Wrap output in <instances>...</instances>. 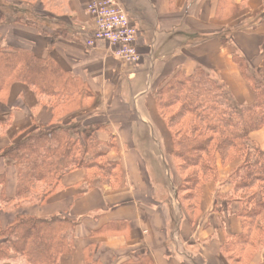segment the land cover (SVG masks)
<instances>
[{"label": "crops", "instance_id": "1", "mask_svg": "<svg viewBox=\"0 0 264 264\" xmlns=\"http://www.w3.org/2000/svg\"><path fill=\"white\" fill-rule=\"evenodd\" d=\"M92 1L0 0L1 46L54 61L81 85L76 93L83 103L57 120L27 84L16 81L0 96V191L9 199L0 202V232L21 216L78 222L65 236L71 252L55 264H264V244L231 246L244 232L227 181L240 163L223 168L219 161L216 179L186 199L181 176L173 175L175 182L167 169L156 173L146 159L153 138L167 153L171 139L155 104L142 103L174 77L202 69L224 83L233 102L252 106L256 96L236 58L264 81V0H118L138 30L136 66L117 60L107 43L88 46ZM73 122L98 128L99 141L116 143L107 157L120 174L91 188L78 169L44 203L17 198V170L3 152L39 129ZM249 139L264 151V126ZM0 264L31 263L0 239Z\"/></svg>", "mask_w": 264, "mask_h": 264}, {"label": "trees", "instance_id": "2", "mask_svg": "<svg viewBox=\"0 0 264 264\" xmlns=\"http://www.w3.org/2000/svg\"><path fill=\"white\" fill-rule=\"evenodd\" d=\"M236 62L255 93L256 101L252 106L233 102L224 83L202 69L190 78H182L181 75L174 77L162 92L176 95L173 97L174 102L165 106L166 109L177 103L181 118L189 116L191 120V123L183 125L181 137L172 136L175 137L172 156L182 160L183 165L189 164L190 169V174L181 179L179 190L185 193V198H192L207 179H216L212 161L216 150L222 153L227 150L240 152L242 166L229 179L233 185L235 183L234 195L240 204L238 216L244 232L231 246L238 248L250 244L251 247H260L264 244V188H261L260 193L245 199L239 195L253 188L255 185L252 182L264 184V151L249 139L251 133L264 126V81L249 73L242 59L237 57ZM0 75V96L16 81L34 87L40 95L58 100L81 86L54 61L38 59L25 51L11 52L3 48L1 43ZM172 82L177 84L174 86ZM98 131L96 127H83L81 123L74 122L67 126L42 128L4 151L3 157L7 164L17 170L16 197L28 198L37 195L42 187L53 188L42 195L44 203L54 195L67 173L95 165L92 163L98 158L97 164L103 165L101 162L107 158L109 151L100 155L94 153L93 144H100L96 136ZM105 162L109 166L115 165L109 160ZM88 181L85 180L91 188L95 187ZM187 186L190 188H185ZM5 200L9 201L0 191V202ZM22 217L0 232V239L7 250L12 249L31 264H55L58 257L71 252L72 244L65 236L78 222L64 221L62 218L37 220ZM254 232L257 233L255 240L252 237Z\"/></svg>", "mask_w": 264, "mask_h": 264}, {"label": "rangeland", "instance_id": "3", "mask_svg": "<svg viewBox=\"0 0 264 264\" xmlns=\"http://www.w3.org/2000/svg\"><path fill=\"white\" fill-rule=\"evenodd\" d=\"M0 77H1V75H0ZM176 84L177 83L174 84L172 82V85L175 86ZM31 88H33L35 90V92L37 91L34 87H31ZM79 90H82L80 86H78L76 91L73 92L72 94H70L68 96H62L60 98V100H58L57 98H51V97H48V96H45L42 94L40 95L37 92H36V94L40 97V100L43 103V105H46L48 108H52L53 110H55L57 120H60L62 118H65L66 113L69 115L74 114V113H76L77 108L80 109L82 107L81 104H83V103L80 102L81 97L76 93ZM152 93H153V90L149 95L146 96V98L142 101V103H144L147 106H148V103H150V104L154 103L155 104V112H156L157 116L160 118L159 120H160L161 124L164 125L163 127L165 128L166 132H168V134L170 135L171 142H170L169 152L167 153V150L165 149V147L164 148L161 147L162 142H161L160 138H158V140H156V138H153V142L151 141V144H149V153H147L146 159L149 160L148 163L151 166V169H154L156 173H158V171L161 172L160 169H164V170L167 169L169 174L172 176L173 180H175L174 176H177V177L181 176V179L186 178V176H188L190 174V169H188L189 164L183 165L182 160H178L177 158H174L170 152L173 151V146H172L173 139H175V137H179V136L181 137V132L184 131L183 125L188 124L191 121L190 117L189 116H182V118H181V115L179 114L180 113L179 105L177 103H175L172 107H168L169 109L165 108V106H167V104L169 105V104H172L174 102L173 99L176 96L175 94L165 95V91L162 92V90L159 92L156 91V93H154V94H152ZM160 93H163V95L159 96ZM159 97H162V98H159ZM161 99H163V101ZM160 109L161 110L164 109V110L160 111ZM72 110H74V111L72 112ZM177 114H179V115H177ZM165 119L169 121V122H167L168 124L165 123ZM60 122L61 121H59L58 123L60 124ZM172 136H175V137L172 138ZM75 138H78V136H76ZM99 142H100L99 145L93 144V147L95 148V150H94L95 154L100 155V154L105 153L106 151L112 152L113 150L116 149V145H115L116 143H114L112 140L109 142H103V141H99ZM141 147L143 149L145 148L144 145L143 146L141 145ZM218 151L217 150L215 151V154H214L215 159L212 160L216 171L218 168V162L220 161V164H222L223 168H227L230 165L231 166L235 165V164L237 165V162H239L240 164L233 171V172H235V171L238 172L242 166V163H243V157L241 156V153L238 151H232V150H227L225 153L224 152L222 153L221 151L218 152ZM106 159L108 160V157ZM106 159L102 160L101 163H103V165L97 164V161L99 162V158H98V159H96V161L94 160L95 161L94 163H92L95 165H91V166L88 165V168L79 169V170L85 171V173H86L85 180L89 179L88 183L92 182V186L95 185V187H96L98 185L110 183L114 174H116V175L120 174L121 169L119 168V166L116 165L115 162H112L115 165H111V166L107 165L105 162V161H107ZM170 170H171V172H174L175 174L170 173ZM73 171H76V170H73ZM233 172L229 176H231L233 174ZM227 181L229 182V184L233 185L229 178L227 179ZM175 182H177V181L175 180ZM252 183L255 186L253 188H251L250 190H244V192H241L239 197H242L245 199L249 195L251 196L252 194L260 193L261 188H264V184L261 182H258V183L252 182ZM234 185H235V183H234ZM176 186H177V184L174 185L172 183V187L169 188V192L171 193V197H172L171 200L173 202L176 201V198H177L175 196ZM188 187L189 186H187L185 188H188ZM52 189L53 188L42 187L36 193L38 196L35 194H34V196L28 195L29 197L25 198V199H29V200L31 199L33 201L38 200L39 203H43L42 202V195H44L45 193H48ZM61 189H62V187L60 185L58 188H56L54 195L57 192H59ZM232 194L233 195H230L229 198L236 200V197L234 195V194H236L235 191H233ZM180 196H181V194L179 195V197ZM25 199H23V200L25 201Z\"/></svg>", "mask_w": 264, "mask_h": 264}, {"label": "built area", "instance_id": "4", "mask_svg": "<svg viewBox=\"0 0 264 264\" xmlns=\"http://www.w3.org/2000/svg\"><path fill=\"white\" fill-rule=\"evenodd\" d=\"M86 14L93 19L95 27L88 41L89 47L104 42L124 65L136 66L140 63L138 30L118 0H94L87 6Z\"/></svg>", "mask_w": 264, "mask_h": 264}, {"label": "bare ground", "instance_id": "5", "mask_svg": "<svg viewBox=\"0 0 264 264\" xmlns=\"http://www.w3.org/2000/svg\"><path fill=\"white\" fill-rule=\"evenodd\" d=\"M169 166V165H168Z\"/></svg>", "mask_w": 264, "mask_h": 264}]
</instances>
